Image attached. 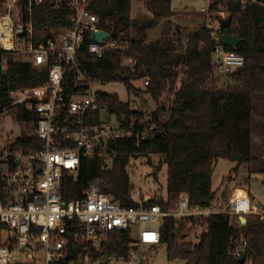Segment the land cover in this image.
Here are the masks:
<instances>
[{
  "label": "trees",
  "instance_id": "1",
  "mask_svg": "<svg viewBox=\"0 0 264 264\" xmlns=\"http://www.w3.org/2000/svg\"><path fill=\"white\" fill-rule=\"evenodd\" d=\"M57 1H62L63 7L53 8ZM256 2L264 4V0ZM65 3L66 0H43L33 4L34 28L70 27V11ZM18 4L27 12L28 0H19ZM169 4L170 0H154L150 7L154 16L141 19L131 17L130 0L92 1L90 10L98 16L100 24L107 30L113 29V37L126 45L128 51L107 50L97 57L83 50L78 55L82 68L97 84L123 82L129 92L149 96L157 107L147 115L130 102L120 101L116 94L98 89L95 94L99 107H106L117 118L124 116V126H130L134 133L142 131L144 137L139 145L134 136L112 140L109 147L118 154L106 168L98 159L82 157L76 180L64 174L60 192L63 201L80 198L87 184L98 177L106 182L105 192L121 206L140 207L138 200L129 194L126 168L131 158L155 154L167 167V199L153 196L143 207L159 205L162 210H170L180 193H186L192 204L209 207L214 198L211 174L216 162L219 159L238 164L254 161L251 117L264 120V114L252 106L251 99L255 94H264V50L254 45L252 3L242 8L238 0H217L212 7L216 15L221 9L228 13L230 33L240 39L236 52L243 56L244 62L227 74L217 72L214 49L217 45L224 50L232 48L224 45L220 37L214 39L211 30L203 25L188 36L181 50L176 44L181 40V27L170 21L155 40L148 41V31L157 26L163 15L157 8ZM106 19L108 24H104ZM123 58L133 59L134 63L128 66ZM47 74V66L34 67L27 58L0 52V114L3 107L10 106L17 121L33 129L36 115L24 102L12 105L11 93L41 85ZM138 80L143 88L132 84ZM70 86L74 83L70 82ZM100 115L101 111L97 110L90 121L98 122ZM151 125L153 130H149ZM30 143L37 146L39 141L33 135L22 134L14 146L27 151ZM237 154L241 157L239 161ZM2 187L0 178V197ZM194 226L200 229L205 226L207 231L200 232L194 243L184 241L183 235ZM159 234L157 245L166 246L169 260L182 259L186 264H246L247 261L264 264V219L257 215H248L243 226L239 225L237 216L230 222L228 215L222 213L198 219L166 216L161 220ZM239 236L248 243L243 263L229 253L233 238ZM131 244L129 233L115 232L109 236L103 251L126 256Z\"/></svg>",
  "mask_w": 264,
  "mask_h": 264
},
{
  "label": "built area",
  "instance_id": "2",
  "mask_svg": "<svg viewBox=\"0 0 264 264\" xmlns=\"http://www.w3.org/2000/svg\"><path fill=\"white\" fill-rule=\"evenodd\" d=\"M18 1L4 0L0 12V52L23 54L34 67L47 66L48 74L41 85L11 93L12 105L24 102L37 119L32 122L33 129L22 122V133L0 141V264H147L146 256L138 251L139 244L159 243L163 217L198 219L222 213L228 215L230 222L240 215L258 214L264 219V205L257 211L246 191L233 196L226 208L213 211L192 204L186 193L179 194L170 210H162L159 205L143 207L152 197L130 189L129 194L140 207L126 208L105 192L106 182L98 177L87 184L80 198L63 201L60 192L64 174L76 180L82 157L98 159L106 168L118 154L109 147L112 140L134 136L139 145L144 137L142 131L134 133L130 126H124V116L116 117V121L102 116V112H109L98 105L95 93L99 84L78 61L83 50L101 57L107 50L126 53L128 47L113 37V29L107 30L100 24L90 10L93 0H66L71 26H45L39 30L34 28L31 6L43 0H28L27 12ZM216 1L202 0L199 9L205 18L203 26L211 30L214 39L222 34L219 20L228 16L222 9L214 14L212 7ZM238 1L242 8L256 2ZM63 5L57 1L52 7L59 9ZM104 24H108L107 19ZM93 31H105L107 36L97 43L90 38ZM214 57L220 74H227L244 62L236 48L224 50L220 45L215 46ZM123 63L132 66L134 60L123 58ZM97 110L101 111L99 121L91 122L90 117ZM8 112H12L10 106L2 108V113ZM153 128L149 126V130ZM22 134L33 135L39 144L30 143L27 151L16 149L14 144ZM206 231L202 226L201 232ZM115 232L130 235L132 244L126 256L103 251ZM247 246L243 236L234 237L229 253L244 259Z\"/></svg>",
  "mask_w": 264,
  "mask_h": 264
},
{
  "label": "rangeland",
  "instance_id": "3",
  "mask_svg": "<svg viewBox=\"0 0 264 264\" xmlns=\"http://www.w3.org/2000/svg\"><path fill=\"white\" fill-rule=\"evenodd\" d=\"M135 1L140 3H134V6L137 7L135 14L132 15L130 0L132 18L145 19L154 16L150 9L154 0ZM202 6V0H170V4L167 7L157 8V11L163 12V15L157 26L148 31V41L155 40L160 35L167 21H170L181 27V40L180 43L176 42V44L179 50L183 49L188 36L205 23L204 15L199 13V9ZM3 9L4 2L0 4V12ZM144 13L145 15H143ZM254 27V45L264 50V14L256 16ZM14 56L19 59H26L23 54H14ZM132 84L137 88H143L141 80L134 81ZM177 85L178 82L176 81L175 86ZM98 88L108 93L116 94L120 101L130 102L134 108L142 110L147 115L157 107L149 96H137L135 93L129 92L123 82L116 81L104 85L99 84ZM255 102L261 108L264 107V100L257 98ZM102 116H109L112 121H116L114 114L102 112ZM24 130L25 126L17 121L13 112L0 114V141H7L10 138L17 137ZM251 156H253L254 161L241 164H238L237 161L225 159H219L216 162L211 174V187L214 190V198L209 206L211 210L218 211L226 208L237 188L246 191L256 210H261L264 205V120L256 117H251ZM126 170L130 178V189L139 190L141 193L151 197L158 196L163 200L167 199V167L166 164H161L158 155L151 154L149 157L131 158ZM172 208H174V205ZM255 215L259 216L258 214ZM188 225L190 223L186 224L187 227ZM200 232L199 226H194L187 234L183 235V240L194 243L198 240ZM138 251L146 256L147 264H186L182 259L169 260L165 245H155L154 247L151 244H139Z\"/></svg>",
  "mask_w": 264,
  "mask_h": 264
},
{
  "label": "water",
  "instance_id": "4",
  "mask_svg": "<svg viewBox=\"0 0 264 264\" xmlns=\"http://www.w3.org/2000/svg\"><path fill=\"white\" fill-rule=\"evenodd\" d=\"M220 27L222 28V34L220 36L222 42L224 45L230 47V48H236L239 43V37L236 35H233L230 33V24H231V18L227 17L225 19H220ZM107 36V33L105 31H93L90 35V38L95 40L97 43H101L102 39ZM124 79H127L126 77ZM240 155L237 154V160H239ZM239 225L243 226L246 223V217L243 215L238 216ZM137 246H135L136 248ZM240 263L244 262L243 258L239 259Z\"/></svg>",
  "mask_w": 264,
  "mask_h": 264
},
{
  "label": "crops",
  "instance_id": "5",
  "mask_svg": "<svg viewBox=\"0 0 264 264\" xmlns=\"http://www.w3.org/2000/svg\"><path fill=\"white\" fill-rule=\"evenodd\" d=\"M140 3L139 1H135V0H131V14L134 15L135 14V11H136V7L137 6H134V3ZM252 3V2H251ZM252 9H253V12H254V18H256V16H259V15H263L264 14V4L260 3V2H255V3H252ZM142 13V12H141ZM145 15V13L143 14ZM139 16V15H138ZM133 17V16H132ZM160 30V28H159ZM257 95H260L257 97ZM259 98V99H262L264 100V94H255L252 96V99H251V102H252V106L254 108H256L260 113H263L264 114V107L261 108L260 106H258L255 102V100ZM252 117H256L255 115H252ZM257 118V117H256ZM259 119V118H258ZM252 136H253V131H252ZM252 143H253V140H252Z\"/></svg>",
  "mask_w": 264,
  "mask_h": 264
},
{
  "label": "bare ground",
  "instance_id": "6",
  "mask_svg": "<svg viewBox=\"0 0 264 264\" xmlns=\"http://www.w3.org/2000/svg\"><path fill=\"white\" fill-rule=\"evenodd\" d=\"M245 194L244 190L241 189V188H237L234 192V197H237V196H240V195H243Z\"/></svg>",
  "mask_w": 264,
  "mask_h": 264
}]
</instances>
